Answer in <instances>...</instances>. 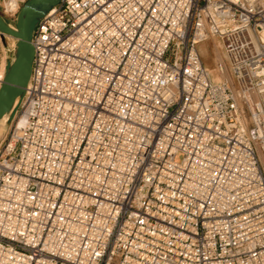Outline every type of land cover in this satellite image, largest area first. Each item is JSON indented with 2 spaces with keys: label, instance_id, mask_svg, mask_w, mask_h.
Here are the masks:
<instances>
[{
  "label": "built area",
  "instance_id": "obj_1",
  "mask_svg": "<svg viewBox=\"0 0 264 264\" xmlns=\"http://www.w3.org/2000/svg\"><path fill=\"white\" fill-rule=\"evenodd\" d=\"M31 44L0 264H264V0H59Z\"/></svg>",
  "mask_w": 264,
  "mask_h": 264
},
{
  "label": "water",
  "instance_id": "obj_2",
  "mask_svg": "<svg viewBox=\"0 0 264 264\" xmlns=\"http://www.w3.org/2000/svg\"><path fill=\"white\" fill-rule=\"evenodd\" d=\"M59 0H26L17 12L14 28L0 16V40L4 48L5 36L15 39L12 50L5 49L3 79L0 83V123L10 126L17 103L28 82L34 49L31 44L34 28L39 19Z\"/></svg>",
  "mask_w": 264,
  "mask_h": 264
},
{
  "label": "rangeland",
  "instance_id": "obj_3",
  "mask_svg": "<svg viewBox=\"0 0 264 264\" xmlns=\"http://www.w3.org/2000/svg\"><path fill=\"white\" fill-rule=\"evenodd\" d=\"M4 41L6 44V49L12 50L14 48V44H15L14 38L5 36ZM11 41H12V43H11ZM2 50H3L4 56H6V52H5V49H3V47H2ZM199 53L202 56V62L209 69H212V67L214 66L216 61L221 60V51L219 50V47L214 43L200 45L199 46ZM8 128L4 123H0V140L6 134ZM180 158H181L180 155L176 156L177 160H179Z\"/></svg>",
  "mask_w": 264,
  "mask_h": 264
},
{
  "label": "bare ground",
  "instance_id": "obj_4",
  "mask_svg": "<svg viewBox=\"0 0 264 264\" xmlns=\"http://www.w3.org/2000/svg\"><path fill=\"white\" fill-rule=\"evenodd\" d=\"M8 37H11V36H8ZM11 38H13V37H11ZM13 41H14V40H13ZM11 43H12V41H11ZM2 47H3V45H2ZM3 49H6V48L3 47Z\"/></svg>",
  "mask_w": 264,
  "mask_h": 264
}]
</instances>
